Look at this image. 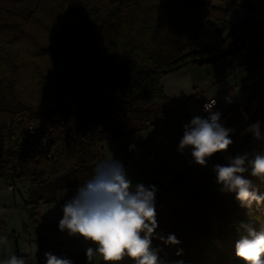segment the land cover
<instances>
[{
  "label": "trees",
  "instance_id": "16d2710c",
  "mask_svg": "<svg viewBox=\"0 0 264 264\" xmlns=\"http://www.w3.org/2000/svg\"><path fill=\"white\" fill-rule=\"evenodd\" d=\"M213 1L224 3L225 9L204 12L177 0H38L30 17L22 18L0 8V182L30 184L25 207L34 225L46 228L39 215L42 205L65 203L90 178L104 159L99 149L104 142L165 132L174 124L178 131L193 118L183 103L166 95L164 77L189 67L231 68L247 42H257L244 22L232 27L225 54L211 57L210 49L196 51L203 27L222 35L223 27L230 26L227 8L239 0ZM259 57L264 67L262 49ZM240 111L243 125L230 135L233 144L227 152L215 154L204 167L194 162L166 187L160 179L169 166L154 150L148 153L157 188V233L175 234L180 241L164 246L153 240V247L163 248L160 256L166 264H238L235 243L245 234L242 226L264 228V205L242 208L234 194L221 191L213 172L228 156L264 153V139L246 132L259 121L264 134V97L254 113ZM14 119L49 132V147H61L60 157L50 163L47 150L21 147L25 143L7 124ZM13 144L17 147L4 152ZM249 178L264 193V183ZM48 252L73 264L87 263L86 249L74 240L52 245ZM36 264H46L45 257L39 256ZM119 264L133 262L126 257Z\"/></svg>",
  "mask_w": 264,
  "mask_h": 264
},
{
  "label": "rangeland",
  "instance_id": "374dc122",
  "mask_svg": "<svg viewBox=\"0 0 264 264\" xmlns=\"http://www.w3.org/2000/svg\"><path fill=\"white\" fill-rule=\"evenodd\" d=\"M180 1L194 7L199 6L203 11H207L212 4L210 0ZM37 4L38 0H0L1 9L22 18H29ZM214 4L225 9L222 2L216 1ZM225 21L230 26L223 27L222 35L205 25L195 43V50L210 49L211 57L225 54L230 50L228 38L233 33L232 27L249 22L247 29L251 28L252 36L258 35V41L253 45L252 40L247 42L246 49L240 54V60H235L233 67L228 68L223 64L189 67L163 78L162 86L166 95L174 101H182L185 112L192 117H202L200 104L205 96H217L225 111L241 113L243 108L250 114L257 110L264 97V67L260 66L259 59L261 49L264 54V0H239L234 6L227 8ZM36 32L39 33V30L36 29ZM42 32L41 30L39 35ZM226 98H230L231 103H228ZM232 124V132L236 133L243 125V117L236 119ZM99 125L102 126L101 121ZM127 125L132 127L131 123ZM171 129L172 132L151 130L120 140H109L99 149L104 159L114 158L125 166L133 186L138 183L148 186L154 182L155 175L148 160V153L154 149L160 159L169 166V171L160 179L161 186L166 187L171 184L177 173L189 169L194 164L191 149H185L183 153L178 151L183 133L179 129L176 131L175 124ZM130 145H135V149L129 150ZM16 188L18 191L15 193V199L13 193L0 195V261L17 255L16 251H19L21 256L25 257L26 264H36L39 256H43L49 246L69 240L81 243L85 249L94 247L82 238L69 237L67 233L60 232L58 222L62 218L61 207L64 203L45 204L40 207L39 215L47 223L45 227L52 229L48 234L44 228L34 225L22 198V194L27 195L30 184L16 182ZM14 235L19 237L18 244L12 240ZM43 238H47V241L41 243ZM103 263V258L96 256L90 262L87 260L86 264ZM238 264L244 262L238 260Z\"/></svg>",
  "mask_w": 264,
  "mask_h": 264
},
{
  "label": "clouds",
  "instance_id": "9594fccd",
  "mask_svg": "<svg viewBox=\"0 0 264 264\" xmlns=\"http://www.w3.org/2000/svg\"><path fill=\"white\" fill-rule=\"evenodd\" d=\"M226 100L231 103L230 98ZM215 104V99L205 103L207 117L194 116L183 126L178 144L181 153L191 149L193 161L201 167L215 154L226 153L233 144L229 138L233 130L223 126L221 113L213 111ZM246 132L256 140L264 139L259 121ZM134 149L135 145L129 146V150ZM213 172L221 191L234 194L242 208L250 210L254 204L256 207L264 205V193L249 178L264 183V153L228 156L226 164L213 166ZM156 192L155 185L138 183L133 187L120 161L102 159L94 166L90 178L62 205L58 228L69 237L82 238L94 245L86 249L89 262L100 256L105 264H119L126 257L133 264H166L160 256L163 248L153 247V240H159L164 246H178L180 241L175 234L157 233ZM242 227L245 234L235 243L236 257L244 264H264V228L257 231L250 225ZM176 255L181 256L182 249H178ZM44 257L46 264H73L70 259L51 252H45ZM0 264H26V261L12 255Z\"/></svg>",
  "mask_w": 264,
  "mask_h": 264
},
{
  "label": "built area",
  "instance_id": "2783aa9c",
  "mask_svg": "<svg viewBox=\"0 0 264 264\" xmlns=\"http://www.w3.org/2000/svg\"><path fill=\"white\" fill-rule=\"evenodd\" d=\"M215 99L216 104L215 107L213 108L214 112H220L222 113V107L220 100L216 96H206L203 100V102L200 104V112L202 114V117H207L208 113L204 111L203 105L211 100ZM177 105H174L173 108H177ZM54 122H60L59 117L53 118ZM189 122V121H188ZM186 122V123H188ZM182 124L179 126V130L181 133H183V126L186 124ZM8 127L12 132H15L19 136V142L25 143L23 146L24 149L25 147L27 148L30 147L31 150H47V159L50 163L55 162L61 155L62 153V148L61 147H49V139H50V133L47 132L44 128H37L36 126L32 124H28L27 122L24 123V125H21V120L20 119H14L10 120L8 123ZM177 127V125H176ZM26 145V146H25ZM17 145L13 144L10 147H4L3 150L4 152L10 150L11 148H15ZM2 152H0L1 155ZM19 179V178H17ZM3 185V186H2ZM17 190L16 188V183L9 181V182H0V195L4 193H14ZM45 231L47 234L50 232L49 228H46Z\"/></svg>",
  "mask_w": 264,
  "mask_h": 264
},
{
  "label": "crops",
  "instance_id": "0c3cea01",
  "mask_svg": "<svg viewBox=\"0 0 264 264\" xmlns=\"http://www.w3.org/2000/svg\"><path fill=\"white\" fill-rule=\"evenodd\" d=\"M177 1H180V0H177ZM210 1H212V4L208 7V8H210V7H214V8H218L217 6H215V2L216 1H213V0H210ZM196 8H198L199 10H201L200 9V7L199 6H195ZM209 10V9H208ZM208 10L207 11H204V12H208ZM201 11H203V10H201ZM253 35V34H252ZM257 36L258 37V35L257 34H254V36ZM257 41H258V39H257ZM259 42H260V39H259ZM230 44V43H229ZM194 49H195V47H194ZM242 55V54H241ZM215 57V56H214ZM236 60L238 61V60H240V55L236 58ZM204 93V92H203ZM202 97V96H201ZM206 97V96H205ZM217 97V96H216ZM204 98V97H203ZM219 99V98H218ZM220 100V99H219ZM177 101V100H176ZM177 102H181L182 103V101H177ZM220 103H221V100H220ZM240 117H242L241 116V113L240 112H233V111H228V110H224L223 109V107H222V113H221V123L223 124V126L224 127H226V128H230V129H232V127H233V122L236 120V119H238V118H240ZM165 132H172V129H171V127H169ZM232 134H234V132H232L230 135H232ZM154 150V149H153ZM16 191H18V190H16ZM16 191L13 193L14 194V199H15V193H16ZM26 192H28V191H26ZM7 194V193H6ZM26 196L27 195H23L22 194V198H23V200H24V204H25V198H26ZM10 204V201H8V205ZM46 228H48V227H46ZM46 228H44V230L46 229ZM51 229V228H50ZM52 230V229H51ZM12 240H14L15 241V243L16 244H18V241H19V237L17 236V235H14L13 237H12ZM0 245H2V243H1V241H0ZM55 245V244H54ZM52 246V245H51ZM49 249H50V246H49ZM49 249H48V251H49ZM47 251V252H48ZM16 253H17V257H19V255L21 256V254L19 253V251H16ZM44 256V255H43Z\"/></svg>",
  "mask_w": 264,
  "mask_h": 264
}]
</instances>
